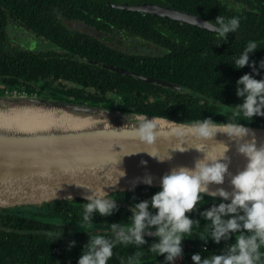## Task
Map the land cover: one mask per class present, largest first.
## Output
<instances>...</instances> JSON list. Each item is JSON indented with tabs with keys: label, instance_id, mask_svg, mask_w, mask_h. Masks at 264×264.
<instances>
[{
	"label": "trees",
	"instance_id": "16d2710c",
	"mask_svg": "<svg viewBox=\"0 0 264 264\" xmlns=\"http://www.w3.org/2000/svg\"><path fill=\"white\" fill-rule=\"evenodd\" d=\"M144 1L0 0V97L17 91L27 96L119 108L167 119L196 122L211 117L217 122L264 128V117L251 121L236 112L235 105L241 102L236 96V81L250 73L251 68L236 70L231 65L250 40L258 44V50L250 55V62L255 61L258 66L264 60V0H254V10L241 14L229 9L222 0H149L213 22L219 15L225 19L239 17L240 28L229 34L227 41L195 26L109 7V3ZM74 21L99 33L106 31L115 37L119 33L152 43L164 52L153 57L126 53L103 37L70 29L66 23ZM19 29L31 33L33 39L51 43L56 50L33 52L21 48L11 40V35ZM102 64L170 82L185 91L117 74L104 69ZM256 78H264V71ZM157 191L159 188H142L116 193L112 198L132 207L134 203L150 199ZM85 202L75 201L82 207ZM219 202L203 197L198 211L190 214L201 223L194 225L191 235L185 237L183 257L176 264H193L191 257L195 253L204 257L220 254L234 242L235 237L219 245L209 240L204 251V242L198 239L205 232L200 212ZM118 208L111 217L97 215L87 230H103L102 224L127 223L130 209ZM76 209H71V213L64 211L60 216L45 213L43 220L32 218L34 215L27 208L0 210V223H3L0 224V264H77L89 236L68 235L55 241L59 229L53 225L57 219L80 222L83 213ZM105 235L111 238V233ZM145 240L147 243L139 248L118 244L108 264H121L137 252L141 254L138 264H164L163 256L147 251L155 238ZM71 241L76 246L69 249ZM260 251L258 264H264V247Z\"/></svg>",
	"mask_w": 264,
	"mask_h": 264
},
{
	"label": "water",
	"instance_id": "95a60500",
	"mask_svg": "<svg viewBox=\"0 0 264 264\" xmlns=\"http://www.w3.org/2000/svg\"><path fill=\"white\" fill-rule=\"evenodd\" d=\"M109 7L214 31L212 25L204 24L208 20L163 5L109 3ZM102 67L146 83L178 92L185 91L179 85L121 67L108 64H102ZM140 116L157 117L129 113L119 108L109 109L37 96L0 97V208L40 207L55 201L77 199L86 201L88 195L103 187L111 195V199L116 193L160 188V179L171 169L191 167L196 159L203 157V153L197 149L222 152V144L230 149L226 155L231 161L229 171L232 174L246 166V159L237 153L236 142L225 134L218 133L215 139L207 142L191 135L178 138L172 134L171 130L177 124L170 121L183 123L182 127L185 129L192 121L157 117L163 131L153 146H146L127 135L131 130L130 126L137 123ZM69 120L85 123V126L39 130L49 122ZM126 124L129 127L123 128ZM245 126L255 134L257 146H264V128ZM252 139V136L246 137L244 142ZM178 148H184V151L181 152ZM147 151L166 160L160 162L148 155ZM168 156L172 158L167 159ZM119 161L121 162L117 165ZM142 161H146V165ZM120 170L126 172L124 177H120ZM146 176L153 178L151 186L143 183ZM217 188L231 192L230 178L226 177L223 185L210 186V192L204 197L215 199L212 193ZM115 200L118 207L131 208L127 203ZM216 200L220 201L218 197ZM86 232L110 234L109 229L81 231L82 234H87ZM145 238L155 237L146 235Z\"/></svg>",
	"mask_w": 264,
	"mask_h": 264
},
{
	"label": "clouds",
	"instance_id": "9594fccd",
	"mask_svg": "<svg viewBox=\"0 0 264 264\" xmlns=\"http://www.w3.org/2000/svg\"><path fill=\"white\" fill-rule=\"evenodd\" d=\"M205 25H212V30L227 41L229 34L236 33L240 28V18L225 19L217 16L215 21H208ZM258 50L256 41H248L243 51L234 58L231 64L236 70L251 68L236 81V96L241 101L235 105L237 113L248 120L264 117V78L257 79L264 71V60L257 66L250 62V55ZM177 124L171 132L182 138L191 135L203 142L215 139L218 133L225 134L236 142V150L247 161L243 170L232 174L229 171L230 158L226 155L230 150L222 144V152H204L202 158L194 161L193 166H179L171 169L160 179V188L150 199L134 203L130 208L131 215L127 223L109 224L111 238L102 233L86 232L89 242L84 246L77 264H108L114 255V248L118 244H133L144 246L145 236L155 237V242L149 245L148 252L164 257V264H176L183 257V243L186 236H190L193 227L199 226L201 221L194 220L191 213L198 211L201 200L210 192V186L223 185L226 177L230 178L232 191L217 188L212 196L221 202L200 212L205 223V232L198 239L204 242L207 251L209 240L219 245L222 241H229L235 237L233 243L227 245L220 254L211 253L204 257L201 253L192 255L193 264H258L261 259L260 249L264 247V146H257L255 134L244 123L217 122L211 117L193 122L186 129L183 123ZM159 118L138 117L137 123L130 126L127 133L146 146H153L163 129ZM129 127L127 124L123 127ZM122 129V128H121ZM252 136L250 142H244L246 137ZM184 151V148H178ZM148 155L165 161L154 152ZM168 156L167 159H171ZM119 161L117 165L120 163ZM146 161L142 164L146 165ZM126 172L120 170V177ZM143 183L151 186L153 178L146 176ZM83 203V215L79 229L91 227L95 217H111L119 211L115 199H111L105 188H98L88 195ZM63 237V232L57 239ZM76 246L75 241L69 243V249ZM140 253L137 252L122 260L121 264H138Z\"/></svg>",
	"mask_w": 264,
	"mask_h": 264
},
{
	"label": "flooded vegetation",
	"instance_id": "af4514ba",
	"mask_svg": "<svg viewBox=\"0 0 264 264\" xmlns=\"http://www.w3.org/2000/svg\"><path fill=\"white\" fill-rule=\"evenodd\" d=\"M222 1L228 6L229 9L237 11L240 14L244 13V12H251L252 10H254V8L252 7L253 4H254L253 3L254 0H247V1H243V0H222ZM255 12H257V11L255 10ZM205 20H207V19H205ZM80 23H82V22H80ZM198 29H200V28H198ZM12 30H13L12 28L9 30L10 34H11ZM20 30H22V32L24 31L23 29H20ZM91 30H93V29H91ZM200 30H204V29H200ZM94 31H95L94 34L96 36L103 37L104 39L107 40V42L109 41L108 42L109 44L115 43L114 40L116 39V37H121L122 38L124 36L125 42H126L125 45H127V47L131 48L132 50H140V46L142 44H144V47H142V48L153 47V45H154L152 43H148V42H144V41L142 42V41H139L137 39L129 38L128 36L123 35V34L120 35L119 33H116V37H115L114 34L108 33L106 31L100 32V33L97 32L96 30H94ZM204 31H206L207 33H210V34H215V31H213V32L212 31H207V30H204ZM27 33H29V32H27ZM217 37H219V36L217 35ZM35 40L38 41V39H35ZM19 41H20V44H17L14 41H13V43H15L16 45H19L21 48H23V49H25L27 51H32V50H29V49H32V47H33V44H32L33 38L31 39L28 36L27 39L24 38V39L19 40ZM136 54H140V53L136 52ZM144 55H150V54H144ZM77 200H81V199H77ZM75 201L76 200H73V201H55V202H52V203L44 204V205H42L40 207H32V206L20 207V208H17L16 210H18V209L22 210V209L27 208L29 213L31 212V216L34 215V216H32V218H34V219H42V220H43V217H44L45 213H50V214H53V215L60 216L64 211H67L68 213H71V211H72L71 209L74 210L75 208H77L76 210L79 213H83V207L80 206L81 204L75 203ZM4 209H6V208H0V210H4ZM9 210H13V208L7 209V211H9ZM81 221L82 220H80V222H78V223H74L75 221H73V220H69L67 222H64V221H62L60 219H57V221L55 220L53 222V225L57 226V228L59 229L58 234L63 232V236L82 235L81 231L83 229H89V227L79 229L77 224H80ZM0 224H3V223H0ZM101 226L104 229L109 227L107 224H102Z\"/></svg>",
	"mask_w": 264,
	"mask_h": 264
},
{
	"label": "rangeland",
	"instance_id": "374dc122",
	"mask_svg": "<svg viewBox=\"0 0 264 264\" xmlns=\"http://www.w3.org/2000/svg\"><path fill=\"white\" fill-rule=\"evenodd\" d=\"M143 3H150V4L161 5V4H158L156 2L149 1V0H146ZM120 4H130V3L122 2ZM66 24H67V26L70 29H72L74 31H78V32L90 34V35H92L94 37H97L94 34L95 31L89 29L83 23H80L78 21H74V22H68ZM30 34L31 33L22 32V30L19 29V30L15 31L14 34L11 35V40L14 41L17 44H20V41L19 40H22L24 38L27 39L28 36L32 39V37L30 36ZM97 38H99V37H97ZM114 42L115 43H112L111 45H113L114 47H116V48H118V49H120V50H122V51H124L126 53H134L135 54L137 52V53H140V54H150L153 57V56H159V55H161L164 52V50L162 48L157 47L155 45H153V47H145V48H142V47H144V44H142L140 46V50H132L131 48H128L127 45H125L126 42H125L124 36L122 38L121 37H116V39L114 40ZM32 44H33V47H32L33 49H29V50H32L33 52H47L49 50H56V47L54 45H52L51 43L46 42L44 40H41V39L38 40V41L35 40V39H33Z\"/></svg>",
	"mask_w": 264,
	"mask_h": 264
},
{
	"label": "bare ground",
	"instance_id": "6f19581e",
	"mask_svg": "<svg viewBox=\"0 0 264 264\" xmlns=\"http://www.w3.org/2000/svg\"><path fill=\"white\" fill-rule=\"evenodd\" d=\"M85 123H80L76 120H69L66 122H49L46 126L42 127L39 130L51 129V128H63V129H72L84 127ZM38 131V130H37Z\"/></svg>",
	"mask_w": 264,
	"mask_h": 264
},
{
	"label": "built area",
	"instance_id": "2783aa9c",
	"mask_svg": "<svg viewBox=\"0 0 264 264\" xmlns=\"http://www.w3.org/2000/svg\"><path fill=\"white\" fill-rule=\"evenodd\" d=\"M11 96L13 95H26L25 93L21 94V93H18L17 91L16 92H13V94H10Z\"/></svg>",
	"mask_w": 264,
	"mask_h": 264
}]
</instances>
